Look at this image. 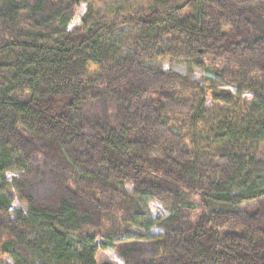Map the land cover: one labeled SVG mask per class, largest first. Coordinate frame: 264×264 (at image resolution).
I'll return each mask as SVG.
<instances>
[{
    "label": "trees",
    "instance_id": "16d2710c",
    "mask_svg": "<svg viewBox=\"0 0 264 264\" xmlns=\"http://www.w3.org/2000/svg\"><path fill=\"white\" fill-rule=\"evenodd\" d=\"M128 2L0 0V258L264 264V0ZM170 59L236 92L147 64Z\"/></svg>",
    "mask_w": 264,
    "mask_h": 264
},
{
    "label": "rangeland",
    "instance_id": "374dc122",
    "mask_svg": "<svg viewBox=\"0 0 264 264\" xmlns=\"http://www.w3.org/2000/svg\"><path fill=\"white\" fill-rule=\"evenodd\" d=\"M110 5H112L113 8L120 7L121 5H125V9H129L130 3L128 0H107ZM86 3L80 2L78 7L75 9L74 16L69 24V29L73 28L74 26L79 25L81 16L86 11ZM134 30L131 29H123L116 33V38H114L113 42L114 45H116L118 48H120L124 53L129 51V38L133 35ZM148 65L152 67H160L163 70L166 71H172L177 72L183 76H186L190 78L191 80H194L195 82H199L200 84L204 83V78L209 77L212 84L219 86L221 88L229 89L233 93L236 92L235 88L231 86L223 85L221 82V79L219 76H216L214 74H208L205 71L202 72L201 69L194 68L191 66V64L188 61H178V60H168L164 64H159L156 61L147 62ZM242 98L246 100L248 104H250L253 100V97L250 93H242ZM209 102V100H207ZM238 151L240 153H247V154H253V151L248 148L246 144L240 143L238 146ZM256 155L260 159L264 160V144H259L256 147ZM15 176V173L11 170L4 171L2 174H0V194L2 196H5L9 198L11 206L13 208H19L20 203L18 202L16 198V194L14 191L11 190L9 187V182L11 178ZM126 189L129 193H133V187L132 184L126 183L125 184ZM141 204L145 210L146 213L150 216L152 220H161L166 218L170 213V205L165 203H160L157 201H142ZM136 230L138 228L135 227ZM152 234H161V230L157 227H154L151 231ZM98 259H107L111 261L114 264H123V262L120 260V258L116 255V253L112 249H105L100 250L97 254ZM0 260H2L0 258ZM3 264H12V260L8 257L4 258L2 260Z\"/></svg>",
    "mask_w": 264,
    "mask_h": 264
}]
</instances>
